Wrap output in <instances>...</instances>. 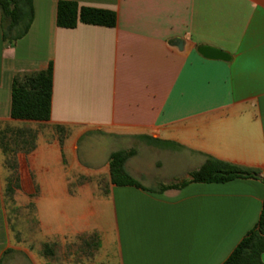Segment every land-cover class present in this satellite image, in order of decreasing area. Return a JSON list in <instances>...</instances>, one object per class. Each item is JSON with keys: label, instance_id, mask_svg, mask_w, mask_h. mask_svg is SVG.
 <instances>
[{"label": "crops", "instance_id": "1", "mask_svg": "<svg viewBox=\"0 0 264 264\" xmlns=\"http://www.w3.org/2000/svg\"><path fill=\"white\" fill-rule=\"evenodd\" d=\"M58 1L33 0L30 28L12 43L0 25V130L37 122L58 131L14 138L29 146L12 157L11 198L0 147V264H221L257 223L264 197V0H70L116 13L113 27L73 28L56 25ZM201 45L230 59L205 58ZM50 62V119H13L14 78ZM91 136L135 151L125 168L139 185L110 182L111 151L93 171L104 188L72 186L71 170L88 165L79 142ZM208 157L258 177L159 191ZM11 203L35 209L46 248L14 240Z\"/></svg>", "mask_w": 264, "mask_h": 264}, {"label": "trees", "instance_id": "2", "mask_svg": "<svg viewBox=\"0 0 264 264\" xmlns=\"http://www.w3.org/2000/svg\"><path fill=\"white\" fill-rule=\"evenodd\" d=\"M0 25L2 37L12 43L22 38L29 30L33 20V0H0ZM79 22L100 26L116 25V13L108 9L79 6L75 1L60 0L57 3L56 25L73 28ZM53 87V67L50 62L46 69L14 78L11 90L10 116L19 120L48 121ZM26 130H0V147L9 154V135L24 142ZM34 137V136H33ZM10 139V140H12ZM6 140V142H5ZM16 146L17 143H14ZM133 149L117 150L109 155L110 182L118 185L139 183L127 172L126 160L134 154ZM9 160V158L7 159ZM15 166L8 177L6 195L12 197L16 182ZM258 170L235 165L226 161L208 157L186 179L170 185H161L159 191L166 188H180L190 182H227L235 178L258 177ZM264 182V177H262ZM44 244V248H46ZM264 254V197L259 219L255 226L237 243L229 256L221 264H262Z\"/></svg>", "mask_w": 264, "mask_h": 264}, {"label": "rangeland", "instance_id": "3", "mask_svg": "<svg viewBox=\"0 0 264 264\" xmlns=\"http://www.w3.org/2000/svg\"><path fill=\"white\" fill-rule=\"evenodd\" d=\"M11 130H17V129H24L26 130V142L30 143L33 136L39 135V137L42 140H48L52 134L54 135L58 134V131L56 129H52L50 126L43 124V123H37V122H27L25 124H20L16 126L9 127ZM53 132V133H52ZM9 141L10 145L9 148V160H7L8 163V177L11 175L12 168L14 166L13 161V155L16 151L21 150L23 147H28L27 144H18L17 146L14 144L13 139L11 135H9ZM12 139V140H10ZM126 143H123L122 141L113 140L107 137L102 136H91V137H84L79 142V155H81L82 158L88 159V165L87 170L84 169L85 173H79L75 170H71L69 178L72 181V186L75 184H97L99 188H104L105 184V177L102 175H95L93 174L94 169H97L98 166L106 162L108 154L111 151H117L121 150L122 148L126 147ZM142 154H145L144 152ZM147 155V154H145ZM148 158H154L151 155H148ZM83 164V162L81 161ZM184 175L180 176H173L168 178H175L181 179ZM9 214H10V223L12 226V234L14 236V240L23 247L28 248H38L43 247L44 242H41L38 239V235L40 233L39 228V222L37 220L35 209L31 207L26 208H16L12 206V203L9 204L8 207ZM48 209H42L41 211V218L45 220V217H47L46 211Z\"/></svg>", "mask_w": 264, "mask_h": 264}, {"label": "water", "instance_id": "4", "mask_svg": "<svg viewBox=\"0 0 264 264\" xmlns=\"http://www.w3.org/2000/svg\"><path fill=\"white\" fill-rule=\"evenodd\" d=\"M197 51L204 56L205 58L209 59H220V60H229L230 55L220 49L207 46V45H201L197 47Z\"/></svg>", "mask_w": 264, "mask_h": 264}]
</instances>
